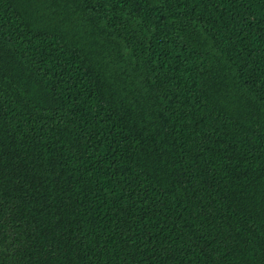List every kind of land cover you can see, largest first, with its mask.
Instances as JSON below:
<instances>
[{
    "label": "trees",
    "instance_id": "16d2710c",
    "mask_svg": "<svg viewBox=\"0 0 264 264\" xmlns=\"http://www.w3.org/2000/svg\"><path fill=\"white\" fill-rule=\"evenodd\" d=\"M0 264H264V0H0Z\"/></svg>",
    "mask_w": 264,
    "mask_h": 264
}]
</instances>
